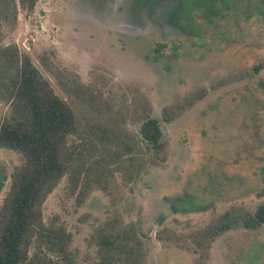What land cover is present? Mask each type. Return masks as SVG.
Segmentation results:
<instances>
[{
	"label": "rangeland",
	"instance_id": "374dc122",
	"mask_svg": "<svg viewBox=\"0 0 264 264\" xmlns=\"http://www.w3.org/2000/svg\"><path fill=\"white\" fill-rule=\"evenodd\" d=\"M174 3L37 0L1 21L0 48L15 44L71 107L74 158L105 173L76 189L63 176L41 205L44 223L69 233L73 264L94 263L93 236L110 223L138 236L142 264H264V224L200 239L224 212L241 219L264 203V69L252 72L264 19L225 17L199 38L173 22ZM8 113L0 102V120ZM148 115L158 152L141 142ZM19 163L0 147V205Z\"/></svg>",
	"mask_w": 264,
	"mask_h": 264
},
{
	"label": "trees",
	"instance_id": "16d2710c",
	"mask_svg": "<svg viewBox=\"0 0 264 264\" xmlns=\"http://www.w3.org/2000/svg\"><path fill=\"white\" fill-rule=\"evenodd\" d=\"M36 2L0 0V29L1 21L16 20L18 8L32 9ZM135 2L142 4L143 0ZM172 11L173 22L200 38L208 26H217L225 17L249 19L259 14L264 19V0H175ZM262 69L264 59L253 65L252 72L257 74ZM60 84L67 89L62 79ZM0 102L9 106V113L0 120V147L11 149L20 157L0 205V264H73L69 233L62 225L45 224L41 205L63 176H69L76 189L83 178L86 186L91 176L96 184L104 182L105 173L94 168L95 174L91 175L87 162L74 158L67 144V137L78 129L71 107L15 44L0 48ZM139 132L148 152L162 149L163 132L157 117L148 115ZM2 183L1 178L0 186ZM180 206L188 210L197 208L186 199ZM180 206L173 204L171 209L177 211ZM239 222L249 228L264 224V203L241 219L230 211L224 212L203 229L200 239L212 238ZM32 242L35 250L29 253ZM93 242L97 247L93 264H142L144 255L138 236H129L116 223L94 235Z\"/></svg>",
	"mask_w": 264,
	"mask_h": 264
}]
</instances>
